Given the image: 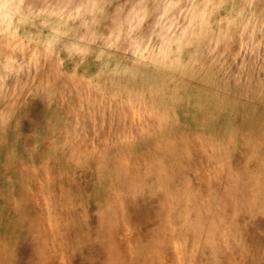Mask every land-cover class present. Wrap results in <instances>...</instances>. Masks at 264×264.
Wrapping results in <instances>:
<instances>
[{
    "label": "clouds",
    "instance_id": "9594fccd",
    "mask_svg": "<svg viewBox=\"0 0 264 264\" xmlns=\"http://www.w3.org/2000/svg\"><path fill=\"white\" fill-rule=\"evenodd\" d=\"M262 49L264 0H0V182H19L9 174L19 149L31 159L37 141L77 163L131 160L110 174L151 208L137 248L150 249L154 232L181 247L192 234L220 264L254 245L248 229L264 219V67L237 64L243 54L264 66ZM184 101L198 124L174 137L175 165L136 167L135 146ZM131 113L143 122L127 125ZM200 149L215 164L205 169ZM205 171L223 183L205 187Z\"/></svg>",
    "mask_w": 264,
    "mask_h": 264
},
{
    "label": "bare ground",
    "instance_id": "6f19581e",
    "mask_svg": "<svg viewBox=\"0 0 264 264\" xmlns=\"http://www.w3.org/2000/svg\"><path fill=\"white\" fill-rule=\"evenodd\" d=\"M241 56L237 64H244L248 72L264 67L257 62L258 57ZM93 71L90 69V74ZM187 94H192L191 87ZM108 115L104 116L106 129ZM169 117L167 128L150 138V143L135 146L140 158L136 167L151 164L164 170L175 165L171 149L181 145L174 137L195 128L198 117L187 101L178 103L174 118L171 113ZM142 122L135 113L125 121L127 125ZM117 148L113 146L111 156H116ZM88 151H92L91 147ZM19 153L21 161L9 173L19 182L11 188L6 181L0 182V264H209L211 248L202 244L194 248L192 234L184 247L169 243L163 234L155 232L150 249H138L133 243L143 239L151 208L142 194L125 190L110 174L117 165L132 168L131 160H106L103 166L91 158L86 164L77 163L68 158L70 153L41 141L33 145L31 159L24 146ZM221 155L217 152V159ZM198 159L205 169L216 162H210L209 153L203 149ZM201 183L211 190L223 183V177L205 171L201 173ZM22 186L26 191L21 200ZM12 199L15 207L10 203ZM256 229H264V219H255L248 229V239L254 245L249 248L242 244L224 256L220 264H264V237Z\"/></svg>",
    "mask_w": 264,
    "mask_h": 264
}]
</instances>
